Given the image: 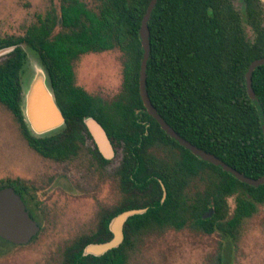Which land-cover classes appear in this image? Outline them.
<instances>
[{
    "label": "trees",
    "instance_id": "16d2710c",
    "mask_svg": "<svg viewBox=\"0 0 264 264\" xmlns=\"http://www.w3.org/2000/svg\"><path fill=\"white\" fill-rule=\"evenodd\" d=\"M235 1L157 0L148 20L146 90L158 114L180 137L258 179L264 175V133L247 92L246 72L252 61L264 58V10L261 0H241V14ZM150 2L98 0L92 10L80 0H61L58 15L51 8L22 35L0 37V50L14 47L0 61V103L30 148L46 159L71 160L85 137L91 138L84 124L89 117L112 143L122 146L116 173L121 206L102 216L95 232L68 245L60 264H126L137 236L165 228L189 227L233 239L241 222L264 204V184L247 185L196 157L145 112L139 95V28ZM57 26L60 30L54 32ZM22 45L38 57L64 118L62 129L48 136L31 135L23 120L20 76L27 55ZM115 48L123 56L122 87L106 102L74 84L73 62ZM251 87L264 114V65L252 72ZM89 152L101 159L97 148ZM8 185L26 205V188ZM229 198L234 201L231 213ZM135 209L146 211L128 217L118 247L101 256L83 255L88 245L112 238L109 224L115 216ZM209 209L212 215L203 219Z\"/></svg>",
    "mask_w": 264,
    "mask_h": 264
},
{
    "label": "rangeland",
    "instance_id": "374dc122",
    "mask_svg": "<svg viewBox=\"0 0 264 264\" xmlns=\"http://www.w3.org/2000/svg\"><path fill=\"white\" fill-rule=\"evenodd\" d=\"M80 1L92 10L98 5V0ZM60 3L0 0V37L22 35L36 23L38 15L44 16L51 8L58 15ZM261 3L264 10V0ZM235 6L242 14L241 0L235 1ZM58 30L59 26L54 32ZM245 30L252 39V30L246 25ZM22 48L27 54L21 76L26 87L42 68L36 56L25 46ZM5 56L1 55L0 61ZM122 58L116 48L80 56L73 62L74 84L89 95L112 101L122 87ZM95 147L98 149L92 136H86L71 160L43 158L27 145L17 121L0 103V188L11 186L8 183L25 187L26 207L39 227L26 244L11 245L0 240V264H60L68 245L95 232L100 218L119 206L115 171L123 156L122 146L110 142L111 155L101 169L90 158L89 150ZM228 205L231 213L233 198L228 199ZM126 264H264V204L257 205L256 212L241 222L233 239L217 232L206 235L189 227L141 233Z\"/></svg>",
    "mask_w": 264,
    "mask_h": 264
},
{
    "label": "water",
    "instance_id": "95a60500",
    "mask_svg": "<svg viewBox=\"0 0 264 264\" xmlns=\"http://www.w3.org/2000/svg\"><path fill=\"white\" fill-rule=\"evenodd\" d=\"M156 2L157 0H151L145 14L143 15L139 28V38L143 51L140 64L141 70L139 75V95L146 113L157 121L161 129L167 135L173 138L181 146L189 150L196 157L214 166H219L223 171L230 173L237 180L247 185L258 187L264 184V175L258 179L247 177L229 165L225 164L213 154H210L184 140L164 121V119L158 114L157 110L151 104L146 90V68L150 53L148 20ZM13 48L14 47H10L0 50V56L7 54ZM36 58L43 71L37 70L36 74L30 78L26 87L23 86L21 74L20 107L23 120L25 119L27 122V129L30 133L32 131L33 133L37 134V136L33 134L31 135L35 137H44L51 135L52 131L57 130L58 132L60 129H62L64 125V118L55 103L45 70L43 69V66L37 56ZM261 65H264V58L256 59L250 63L246 72V86L248 95L258 110L264 133L263 110L251 87L252 72L256 67ZM22 104H24L23 109ZM84 124L94 139L101 154L105 158H109L111 155L110 140L107 137L104 129L95 119L91 117L86 118L84 120ZM145 211L146 209L128 210L114 217L109 224V230L112 233V238L104 243L88 245L85 247L83 255L101 256L109 250L118 247L123 241V226L125 221L128 219V217L136 214H142ZM211 215L212 209H209L208 212L202 216V218L206 219ZM38 230V225L30 217L24 203L20 199L19 195L14 191V189L11 186L0 188V238L13 244H26L31 240L32 237L36 236Z\"/></svg>",
    "mask_w": 264,
    "mask_h": 264
},
{
    "label": "flooded vegetation",
    "instance_id": "af4514ba",
    "mask_svg": "<svg viewBox=\"0 0 264 264\" xmlns=\"http://www.w3.org/2000/svg\"><path fill=\"white\" fill-rule=\"evenodd\" d=\"M146 112V111H145ZM149 115V114H148ZM88 130V129H87ZM89 132V131H88ZM90 134V133H89ZM90 136H91V134H90ZM110 140V139H109ZM110 142H111V140H110ZM112 143V142H111ZM96 148V147H95ZM97 151H98V149H97ZM90 153V152H89ZM98 153L100 154V156H101V159H96V158H94L93 156H91V154H90V158H91V160L93 161V162H95V163H97V166L99 167V169H101V168H104V166L106 167V165L108 164V160H107V158H105L102 154H101V152L100 151H98ZM122 158H123V156H122ZM121 162H122V159H121ZM120 165H121V163H120ZM120 165H119V167H120ZM119 167H118V169H119ZM118 169L115 171V178H116V181H117V190H118V196H119V206L118 207H120L121 206V203H122V192H121V183H120V179H119V176L116 174L117 173V171H118ZM12 187V186H11ZM13 188V187H12ZM14 189V188H13ZM15 191V190H14ZM20 197V196H19ZM21 199V198H20ZM23 201V200H22ZM24 203V202H23ZM25 204V203H24ZM26 206V205H25ZM118 207H116V208H118ZM116 208H114V209H116ZM29 214V213H28ZM30 217L34 220V218L30 215ZM116 217V216H115ZM101 219V218H100ZM35 221V220H34ZM36 222V221H35ZM37 223V222H36ZM100 223V222H99ZM38 225V224H37ZM33 238L34 237H32L31 238V240H33ZM0 240H2L3 242H5V243H7V244H11V245H20V244H13V243H11V242H8V241H6V240H4V239H2V238H0ZM30 240V241H31ZM29 241V242H30Z\"/></svg>",
    "mask_w": 264,
    "mask_h": 264
}]
</instances>
